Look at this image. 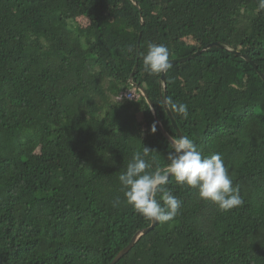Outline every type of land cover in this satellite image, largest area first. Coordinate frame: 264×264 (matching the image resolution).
<instances>
[{"label": "trees", "instance_id": "1", "mask_svg": "<svg viewBox=\"0 0 264 264\" xmlns=\"http://www.w3.org/2000/svg\"><path fill=\"white\" fill-rule=\"evenodd\" d=\"M215 41L165 88L145 70L149 42L173 59ZM231 50L264 73L258 0H0V264H108L151 224L118 179L143 147L152 169L171 151L145 97L122 95L138 85L171 137L164 94L187 106L180 132L221 155L244 203L221 211L169 177L177 215L115 264H264V82Z\"/></svg>", "mask_w": 264, "mask_h": 264}, {"label": "clouds", "instance_id": "2", "mask_svg": "<svg viewBox=\"0 0 264 264\" xmlns=\"http://www.w3.org/2000/svg\"><path fill=\"white\" fill-rule=\"evenodd\" d=\"M258 8L264 9V0H258ZM169 56L166 45L149 42L143 55L145 70L157 75L166 73L170 68ZM127 93L134 95L131 98ZM122 95L127 99L137 100L143 94L135 86L126 89ZM168 107L170 111L187 118L185 104L168 101ZM150 131H156L155 124L151 126ZM150 151L152 150L143 147L142 152H135L125 171L118 176L123 202L145 219L165 223L174 219L180 210L182 201L164 187L169 183V177H174L178 185L195 189L200 199L212 202L221 211H229L243 205L239 188L233 185L219 153L203 155L194 141L187 136L172 137L171 151L167 154L166 163L163 167L152 169L149 161L145 159ZM158 193L161 195L160 200L156 198ZM120 202L117 198L113 201V206Z\"/></svg>", "mask_w": 264, "mask_h": 264}, {"label": "water", "instance_id": "3", "mask_svg": "<svg viewBox=\"0 0 264 264\" xmlns=\"http://www.w3.org/2000/svg\"><path fill=\"white\" fill-rule=\"evenodd\" d=\"M134 1V0H133ZM213 46H222L220 44V42L218 41H215V42H210L208 44H206L205 46H203L200 50H197L187 56H184V57H180V58H173V59H169L170 60V65L172 64H175L177 62H182V61H185V60H188L190 58H193L195 57L196 55H198L201 51L203 50H206L210 47H213ZM231 52L235 55H239L241 57H243L244 59H246L249 63H251L253 65V67L256 69L257 73L259 74V76L261 77V79L263 80L264 82V73L261 72L260 70H258V68L256 67V65L254 64V62H252L246 54H243L237 50H231ZM138 61L136 60L134 66H133V69L129 75V78H128V81L130 84H134V81H133V76L135 74V70L138 66ZM160 80L162 81V85L163 87L165 88L166 86V83H165V73H162L160 75ZM139 88V90L142 92V94L144 95L145 99L147 100L151 110H152V113L154 115V119H155V122L156 124L159 126V129L160 131L163 133V135L165 136V138L171 143V136L166 132L165 128L161 125V123L159 122L158 120V117L156 115V111H155V108H154V105L153 103L151 102V100L148 98V94L146 93L145 89L143 88V86H137ZM162 103H163V107L167 113V115L169 116L170 120H171V124L173 126V128L176 130V134H177V137L179 136H183L182 133L180 132L178 126H177V123H176V120L172 114V112L170 111V108L168 107V101H167V97H166V94H164L163 98H162ZM157 222H152L151 221V224L145 228H142L140 230H138L137 232H135V234H133V236L131 237L130 241L128 242V244L122 248L115 256L114 258L108 263V264H115L124 254H126L130 248L133 246V244L135 243V241L143 234H145L147 231H149Z\"/></svg>", "mask_w": 264, "mask_h": 264}, {"label": "built area", "instance_id": "4", "mask_svg": "<svg viewBox=\"0 0 264 264\" xmlns=\"http://www.w3.org/2000/svg\"><path fill=\"white\" fill-rule=\"evenodd\" d=\"M126 95H127L128 97H131V98H132L134 94H133V93H129V94L127 93Z\"/></svg>", "mask_w": 264, "mask_h": 264}]
</instances>
